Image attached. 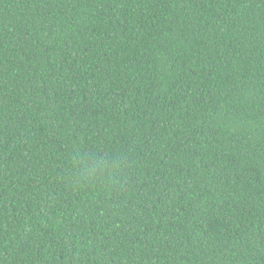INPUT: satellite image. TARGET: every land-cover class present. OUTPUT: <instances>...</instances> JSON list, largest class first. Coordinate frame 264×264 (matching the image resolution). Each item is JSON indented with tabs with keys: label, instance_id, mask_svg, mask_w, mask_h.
<instances>
[{
	"label": "trees",
	"instance_id": "trees-1",
	"mask_svg": "<svg viewBox=\"0 0 264 264\" xmlns=\"http://www.w3.org/2000/svg\"><path fill=\"white\" fill-rule=\"evenodd\" d=\"M0 264H264V0H0Z\"/></svg>",
	"mask_w": 264,
	"mask_h": 264
},
{
	"label": "clouds",
	"instance_id": "clouds-1",
	"mask_svg": "<svg viewBox=\"0 0 264 264\" xmlns=\"http://www.w3.org/2000/svg\"><path fill=\"white\" fill-rule=\"evenodd\" d=\"M91 170H94V168H92Z\"/></svg>",
	"mask_w": 264,
	"mask_h": 264
}]
</instances>
